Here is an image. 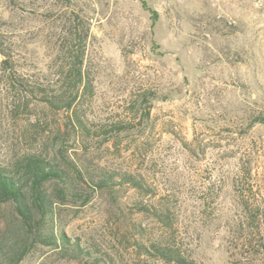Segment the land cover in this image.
I'll use <instances>...</instances> for the list:
<instances>
[{
  "label": "rangeland",
  "instance_id": "rangeland-1",
  "mask_svg": "<svg viewBox=\"0 0 264 264\" xmlns=\"http://www.w3.org/2000/svg\"><path fill=\"white\" fill-rule=\"evenodd\" d=\"M145 1L157 18L141 0H76L91 25L89 117L127 119L135 115L129 106L137 94L157 95L149 123L116 142L87 147L72 141L67 154L117 173L141 174L157 196L171 201L176 226L198 261L227 264L226 218L241 212L235 180L264 199V127L247 130L248 115L264 97V0ZM64 10L60 0H0V19L29 72L48 71ZM29 104L13 113L0 89V165L27 152L61 159L51 133L62 116ZM87 191L86 205L59 206L58 226L110 264H146L132 224L156 235L161 228L130 207L158 198L124 189L113 201L106 192ZM10 247H25L21 264H91L33 243L8 204L0 206L1 258Z\"/></svg>",
  "mask_w": 264,
  "mask_h": 264
},
{
  "label": "trees",
  "instance_id": "trees-1",
  "mask_svg": "<svg viewBox=\"0 0 264 264\" xmlns=\"http://www.w3.org/2000/svg\"><path fill=\"white\" fill-rule=\"evenodd\" d=\"M60 1L65 10L61 13L62 25L47 72L27 70L21 48L13 40L7 23L0 19V89L6 94L8 108L19 113L21 107L29 108L32 102L62 116L51 133L61 159L27 152L15 156L6 165L1 164L0 206H13L25 235L33 243L64 251L73 259L91 264H110L95 248L80 238L68 236L58 226L59 206L68 202L86 205L91 200L87 189L106 192L113 201H117L116 196L124 189L134 190L141 197L154 195L158 198L154 202L138 201L130 207L133 214L150 216L161 228V233L156 235L149 226L132 224L140 256L146 264H201L192 245L176 226L177 216L171 201L167 196H157L141 174L117 173L67 154L72 141L80 140L87 147L116 142L121 135L149 123L157 94L150 90L137 94L129 106L135 114L133 117L115 122H95L89 117L87 104L93 99L95 81L88 61L90 20L82 8L77 9L76 0ZM141 3L149 9L145 0ZM150 11L154 19L158 17L156 11ZM256 126L264 127V97L248 115L247 130ZM233 187L241 212L226 218L227 264H264V199L255 195L249 183L244 186L241 180H235ZM24 249L10 247L11 254L0 257V264H21L27 255Z\"/></svg>",
  "mask_w": 264,
  "mask_h": 264
}]
</instances>
